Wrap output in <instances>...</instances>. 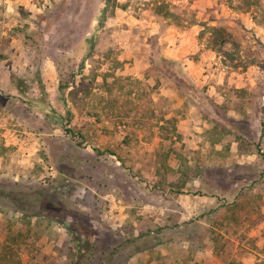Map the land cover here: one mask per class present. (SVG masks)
<instances>
[{
    "label": "rangeland",
    "instance_id": "374dc122",
    "mask_svg": "<svg viewBox=\"0 0 264 264\" xmlns=\"http://www.w3.org/2000/svg\"><path fill=\"white\" fill-rule=\"evenodd\" d=\"M108 2L0 0V264H264V0Z\"/></svg>",
    "mask_w": 264,
    "mask_h": 264
},
{
    "label": "trees",
    "instance_id": "16d2710c",
    "mask_svg": "<svg viewBox=\"0 0 264 264\" xmlns=\"http://www.w3.org/2000/svg\"><path fill=\"white\" fill-rule=\"evenodd\" d=\"M109 2L108 0H106V6H108ZM106 11V7L104 9ZM157 64V66L159 67L160 71L162 73H164L166 76H168L169 78H171L172 80L176 81L179 79V77H184L187 80V75H185L183 73V75L181 76L179 69L176 65V61L172 60V59H168L166 57H164L162 55V58L159 61L155 62ZM175 68L177 70H175ZM176 71V72H175ZM41 90L44 91L45 88L44 86L41 87ZM2 185V184H0ZM5 187V186H4ZM10 190H5L4 188L2 190H0V202L3 201V198H5L6 200H8L9 204H8V208H13L14 210L20 211V212H25V208L24 206H21L18 204L19 199L21 198V196H17L15 194H13L11 191V186L9 188ZM6 193V194H1V193ZM6 195V196H3ZM3 196V197H2ZM20 197V198H19ZM5 203H7V201H5ZM24 215H26L24 213ZM29 216V215H27ZM34 216V215H33Z\"/></svg>",
    "mask_w": 264,
    "mask_h": 264
},
{
    "label": "crops",
    "instance_id": "0c3cea01",
    "mask_svg": "<svg viewBox=\"0 0 264 264\" xmlns=\"http://www.w3.org/2000/svg\"><path fill=\"white\" fill-rule=\"evenodd\" d=\"M174 39H176V37L173 36V41H174ZM173 41H171L170 44L167 45V50L164 52L163 56L168 58V59H172V60L176 61L178 59H181V56H182L181 51L182 50L179 47L176 48V45H175V47H171L173 45L172 44ZM189 68H190V70H189ZM191 69H193L194 71ZM184 73L187 75V77L189 79L191 78V79L196 80L198 78V76L196 75L194 66H192V64H190V63L185 68ZM9 83H11V82H10V77L8 75V72H6L4 70H0V89H2V90L6 89L7 88L6 85H8ZM0 93H2L1 90H0Z\"/></svg>",
    "mask_w": 264,
    "mask_h": 264
}]
</instances>
